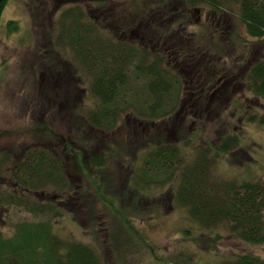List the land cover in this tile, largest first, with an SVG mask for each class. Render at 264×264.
I'll use <instances>...</instances> for the list:
<instances>
[{"label": "trees", "instance_id": "trees-1", "mask_svg": "<svg viewBox=\"0 0 264 264\" xmlns=\"http://www.w3.org/2000/svg\"><path fill=\"white\" fill-rule=\"evenodd\" d=\"M71 1L77 6L59 13L45 11L42 26L51 30H46L37 49L49 60L55 77L52 81L61 85L77 134L57 137L52 129L40 127L41 143L20 153L12 149L0 157V179L2 168L14 159L8 187L0 185V206L22 207L36 218L17 223L10 236L0 230V264H111L104 249L119 264H135L133 258L145 252L157 257L159 264H169L167 257L156 255L137 220L154 221L158 211L169 213L176 207L188 211L197 230L210 233L207 237L200 233L197 239L191 238L192 229L185 230L186 240L190 237L200 250L182 251L174 264H197L203 251H214L223 240L224 228L242 243L264 245V179H226L216 173V166L228 158L242 167L252 158L237 132L243 127L238 130L233 122H222L227 108L219 109V101L226 103L223 95L239 86L257 101L264 99V58H235L232 67H220L222 59L233 55L237 46H248L239 40L236 27L230 29L231 18L224 14L239 8L247 34L263 39L264 0H130L121 15L113 9L102 14L106 0ZM36 2L32 7L34 28L41 26L48 0ZM88 2L98 7L85 9ZM206 10L207 19L215 25L213 36L204 34L197 39L187 34L185 28L197 25ZM104 20L112 22L111 32L101 23ZM10 25L16 26L14 22ZM172 25L180 26L175 34L169 29ZM221 28L230 31L226 43L222 36L216 39ZM188 40L196 46H186ZM188 64L196 67L197 76L201 71L207 73L202 85L196 83L198 89L193 84L188 87L184 69ZM66 72L79 78L77 87L59 83L58 77H68ZM84 77L95 102L86 112L78 103ZM214 91H218L213 97L216 102L211 98ZM43 95L40 90V98ZM188 95L201 105L194 117L198 123L208 124L206 130L212 124L215 139L203 141L201 123L190 125L193 128L187 125L194 109L181 112V107ZM235 104L239 109L240 104ZM124 115H133L139 127L142 123L165 126L176 116L183 122L175 130H159L138 144L134 140L126 143L123 136L114 151L107 150L102 141L107 142L108 135L127 126L126 120L120 124ZM239 123L264 126V114L259 110L241 113ZM114 163L121 169L119 174L110 169ZM69 222L80 226L89 242L61 234V227L73 224ZM221 264H264V258L242 253Z\"/></svg>", "mask_w": 264, "mask_h": 264}, {"label": "rangeland", "instance_id": "rangeland-1", "mask_svg": "<svg viewBox=\"0 0 264 264\" xmlns=\"http://www.w3.org/2000/svg\"><path fill=\"white\" fill-rule=\"evenodd\" d=\"M106 1L107 2L104 5L105 8L100 10L103 12L102 14L106 12L109 13V10L113 9L114 13L117 12L121 15L122 11L125 12L130 6V0ZM35 3H37L36 0H6L2 10L0 11V157L7 153L10 154L12 149H14V152L16 151L20 153L21 150L24 151L25 149L32 148L35 144L41 143L39 139L43 133H38V128L40 127L45 128L47 131L52 129L57 137H76L75 135L77 134L75 130V119L69 115L71 109L66 103L63 91L61 90V85L55 84L54 81H52L55 86L54 89L52 83L50 82L51 80H55V77L47 76L45 73L42 74L43 70L39 64V58H37V46L41 43V37L45 34L46 30H51V28L47 29L45 25L42 26L46 16L45 11H56L55 13L59 12L58 10H54V6H52L54 4L53 1L48 0V3L45 5V8L48 10L44 9V15L41 20L42 22H40L41 26L34 28L32 7ZM87 7L88 9H96L98 6L88 2L84 4V8L87 9ZM229 10L231 14L226 12L224 16H229L231 18L232 26L230 29L236 27L240 38L239 40L246 41L248 46H245V44L241 47L237 46L236 51L232 52L233 55H225L227 57L222 59L220 67H232L236 64L235 58L251 61L263 59L264 38L257 39L250 37L241 22L239 8L235 7ZM207 18L209 17L207 16L206 10V13L200 16V22L197 25L182 28L187 30V34H191L197 39L203 38L204 34H207L209 37L213 36V27L215 25ZM12 22H14L16 26H11L10 24ZM101 23L105 24L106 27L108 26L107 28L111 32V21L104 20L101 21ZM204 23L210 27H203L202 24ZM16 27L18 30L14 31L16 30ZM38 28L40 29L38 30ZM178 28H180V26L178 27L172 25L169 29L171 33L175 34L174 31ZM229 33V30L221 28L220 34L216 35V39H219L222 36V42L226 43L228 42V38H230ZM182 37L183 35L181 34L180 37H176L174 40L178 42ZM201 42L204 43L203 40ZM186 46L195 47L196 45L188 40ZM71 55L68 56L69 60H71ZM190 55L192 56L193 54L190 53ZM194 65H196V63L192 66ZM195 68L196 67L190 68V64H188L184 69H187L186 72L190 82L188 83V87L193 84L194 88L198 89L200 85H197L196 83L202 85L204 80L207 78V73L201 71L200 75L197 76L194 71ZM193 76L196 77L194 80H192ZM62 80H64L62 76L58 77L59 83L63 84L66 82L70 85V88L73 87V83H75L72 81L71 75H68L64 81ZM83 81L84 83L80 80V98L78 103L83 105L81 111L86 112L94 108L95 102L90 93V87L88 84L89 81L87 77H84ZM220 82H222L221 79ZM225 84L226 83H223V85ZM138 86L136 89L139 88ZM40 90L46 93L45 102H43L39 97ZM223 96L226 98V103L221 100L218 103L219 109L227 108V110L225 109L227 113V115L225 114L226 117L222 114V122H225V120L226 123L230 122L231 124V122H233V126L238 127V130L239 127H243V129L236 131L238 134L242 135V147L249 150L252 158L249 159L251 162L243 167L230 163L228 158V163L224 160L216 166V173L226 179H264V126H260L256 123H243V126H240L239 123V116L241 113L246 114L248 112L251 114L259 110L260 115L264 114V99H262L261 102L257 101V98L251 92H246V88L240 86L235 89H230ZM219 97L222 98L221 96ZM213 99L211 100L213 101ZM231 99L233 100L231 101ZM214 100V102H216V99ZM71 101L73 103V99ZM236 101L240 104L239 109H236ZM225 104L226 107L224 106ZM193 106L196 108H192ZM241 107L246 110H242ZM189 108L194 110L191 115H188L187 125L190 126L195 123H201L200 125H203V127L200 125L197 126H200V131L205 132L202 136L203 141L209 140L208 137L214 136V131L211 129L212 124L206 130L204 128V126L206 127V125H208L206 122L199 120L201 122L198 123V120L193 114H195L194 111H196L197 108H201V105L196 104L188 95L184 105L181 107V112H189ZM176 115H178V113ZM125 120L127 125L125 128L116 130L114 133L108 135V138L110 139H108L107 142L102 141V146L107 143L105 147L107 150L108 148H112L114 151L116 145L123 140V136H125L126 143L130 144L134 140V143L138 144L143 142V140H149V136L155 132H161L159 130L171 128L175 130L176 126L181 125V122H183V119L176 116L170 120L168 119V123H165V126H150L147 125V123H142L141 127H139L136 125V122L134 123L137 119H134L133 115H124L120 119V124H125L123 123ZM131 131L132 134L130 133ZM94 134L97 135L96 132H94ZM187 134L189 135V132H187ZM195 134L196 133H193L189 137H192ZM215 138L216 136H214V139ZM88 147H90V145ZM125 152L128 153V151ZM126 163L128 164L127 161ZM13 164L14 159L13 162H8L7 165L2 168L4 179H0V185L7 186L8 171L10 170L12 172ZM110 169L112 171H118V174L121 170L120 167H116L115 163L111 164ZM7 187H4V190L7 189ZM0 209V230L5 236L13 234L14 227L17 223L36 220L33 214L26 211L22 207L0 206ZM158 214L159 216H156L153 219L154 221L151 220L152 222L149 220L144 222L143 220L138 219L137 225L148 236L149 243L155 246L156 255L159 258L167 257L168 261H170L169 264H174L172 262L176 261L175 258L184 250H200L195 243L193 244L192 241H190V237L186 240L187 235L184 234L185 230L192 229L193 233H191V235L193 237L191 238L197 239L201 238V235H199L200 233L206 234V237L210 233L208 231L202 232L197 230L196 224L190 218L188 211L185 208L176 207L169 213L164 210H160L158 211ZM69 223L72 224L73 222ZM60 233L82 242H89V238L87 237L85 231L75 223L61 227ZM222 234L223 240L216 244L214 248L215 250L203 251V254L200 256L197 264H200L201 262L204 264H221L222 260L235 258L237 255L242 253H253L264 258V245L254 246L242 243L231 237L226 228L222 229ZM211 235L213 236L214 233L211 232ZM103 251L105 256L108 258V261L111 264H114L115 260L110 254V251L106 249ZM133 259H136L135 264H159L158 262H160L156 260L157 257L153 258L151 254L146 252L142 257H135Z\"/></svg>", "mask_w": 264, "mask_h": 264}, {"label": "flooded vegetation", "instance_id": "flooded-vegetation-1", "mask_svg": "<svg viewBox=\"0 0 264 264\" xmlns=\"http://www.w3.org/2000/svg\"><path fill=\"white\" fill-rule=\"evenodd\" d=\"M55 1H56V3L53 4L52 6H54V10H58L60 12L63 11V10H65L66 8H69L70 6H74V2L71 1V0H68V1H71V2H66V0H55ZM78 5H80V4H78ZM75 6H77V5H75ZM87 9H88V7H87ZM48 56H49V54H46V57H48ZM48 63H49V60L46 59V58H44L43 55H41V67H42V70H43L42 74L45 73V75L50 76V75H52V71L53 70L49 69ZM75 71L76 72H79L78 69L75 70ZM52 76H54V75H52ZM73 80H74V82L75 81H78V78L77 77H74Z\"/></svg>", "mask_w": 264, "mask_h": 264}, {"label": "water", "instance_id": "water-1", "mask_svg": "<svg viewBox=\"0 0 264 264\" xmlns=\"http://www.w3.org/2000/svg\"><path fill=\"white\" fill-rule=\"evenodd\" d=\"M3 0H0V5L2 4Z\"/></svg>", "mask_w": 264, "mask_h": 264}]
</instances>
